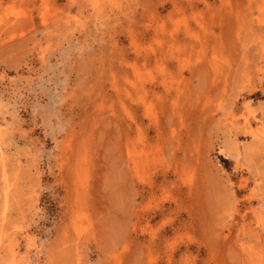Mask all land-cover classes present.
<instances>
[{
    "label": "rangeland",
    "instance_id": "obj_1",
    "mask_svg": "<svg viewBox=\"0 0 264 264\" xmlns=\"http://www.w3.org/2000/svg\"><path fill=\"white\" fill-rule=\"evenodd\" d=\"M0 264H264V0H0Z\"/></svg>",
    "mask_w": 264,
    "mask_h": 264
},
{
    "label": "bare ground",
    "instance_id": "obj_2",
    "mask_svg": "<svg viewBox=\"0 0 264 264\" xmlns=\"http://www.w3.org/2000/svg\"><path fill=\"white\" fill-rule=\"evenodd\" d=\"M209 205V204H208Z\"/></svg>",
    "mask_w": 264,
    "mask_h": 264
}]
</instances>
